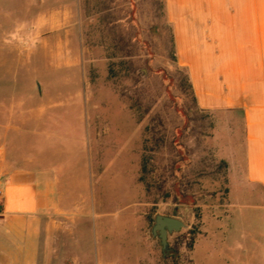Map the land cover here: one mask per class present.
Here are the masks:
<instances>
[{"label":"rangeland","instance_id":"374dc122","mask_svg":"<svg viewBox=\"0 0 264 264\" xmlns=\"http://www.w3.org/2000/svg\"><path fill=\"white\" fill-rule=\"evenodd\" d=\"M61 5L67 20L61 38L71 48L67 58L78 64L55 72L66 104L59 112L61 132L55 137L52 131L50 138L58 140V154L48 145L45 157L46 167L57 158L61 209L51 208L44 218L38 264H245L235 250L237 224L230 220L235 199L230 190L224 196V170L215 173L230 148L228 118L197 108L187 71L176 61L165 0H62ZM2 6L12 17L0 18V28L30 22L38 9L35 0H5ZM22 41L21 35L0 32V90L33 87L31 72L39 71L45 89L53 91L47 66L24 65ZM112 62L119 65L114 79ZM6 100L12 97L0 99ZM147 127L154 130L148 144ZM179 150L186 171L207 174L196 204L200 224L191 200L155 203L140 179L146 156L154 158L158 174H168ZM225 172L230 188L229 167ZM238 176L234 197L246 208L253 200L244 171ZM174 209L186 227L168 236L170 251L164 256L150 229L156 214L169 216ZM249 216L251 235L264 248V217ZM195 225L199 233L188 252L179 233Z\"/></svg>","mask_w":264,"mask_h":264},{"label":"crops","instance_id":"0c3cea01","mask_svg":"<svg viewBox=\"0 0 264 264\" xmlns=\"http://www.w3.org/2000/svg\"><path fill=\"white\" fill-rule=\"evenodd\" d=\"M35 1L30 22L0 28L2 34L21 35L24 65L47 66L54 88L47 91L45 77L35 71L33 87L0 90V99L12 97L0 101V264H38L44 218L51 208L61 209L57 158L46 167L45 154L48 145L58 154V140L50 138L52 131L55 137L61 132L59 112L66 104L55 72L78 61L67 58L71 48L61 38L67 23L62 0ZM2 2L0 18L12 17ZM46 2L53 5L46 8ZM165 12L177 63L187 71L198 107L228 118L230 148L223 158L235 199V250L245 264H264V248L248 228L251 212L264 217V0H165ZM15 85L21 86L18 79ZM239 169L253 200L246 208L234 197Z\"/></svg>","mask_w":264,"mask_h":264},{"label":"trees","instance_id":"16d2710c","mask_svg":"<svg viewBox=\"0 0 264 264\" xmlns=\"http://www.w3.org/2000/svg\"><path fill=\"white\" fill-rule=\"evenodd\" d=\"M172 40H173V36H172ZM118 67L119 65L117 66L116 63L114 62L110 63L109 76L111 79H114L118 76V70H117ZM187 79L189 81L190 88L193 92V88L189 80L188 74H187ZM193 96L197 108L200 111L205 112L198 107L194 92H193ZM131 108L133 109V107ZM138 114H140V111ZM153 131H154L153 129L147 127L145 132L146 133L149 132V134H151ZM152 140H153V136L151 134V136L146 139V143L148 144ZM184 161L185 160L182 155V152L179 150L177 151L174 160L172 162H169L168 174H158L156 168V161L154 160V158L146 156L143 161L140 179L145 184L147 194L149 196H154L155 203L157 200L168 199L170 197H173V201L177 203H183V200L185 201L191 200L194 206L193 214L195 215L196 222L200 224V220H201L200 207L197 206L196 204L198 198L204 195V193L202 192L203 190L202 181L207 177V174L204 171H197V172L186 171ZM227 169H228V163L224 160H221L216 166V172H215L217 174V173H221L224 170V174H223L224 181L222 184V187H224V196H227L229 194V188L227 186L228 181L226 179V172H225L227 171ZM168 182H169V187L166 186ZM177 212L178 210L174 209L172 213H169V216L176 217L178 216ZM197 228L198 226L195 225L194 227L188 229L187 231H184L183 233H179V237L181 238L182 242L185 244L188 252H191L194 248L196 237L199 233V231H197Z\"/></svg>","mask_w":264,"mask_h":264},{"label":"water","instance_id":"95a60500","mask_svg":"<svg viewBox=\"0 0 264 264\" xmlns=\"http://www.w3.org/2000/svg\"><path fill=\"white\" fill-rule=\"evenodd\" d=\"M185 227L186 224L179 218L156 214L150 229V235L159 240L163 255L166 256L170 251L168 236L181 231Z\"/></svg>","mask_w":264,"mask_h":264}]
</instances>
